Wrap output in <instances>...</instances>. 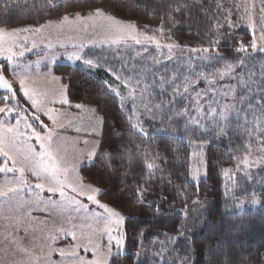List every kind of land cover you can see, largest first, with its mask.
Instances as JSON below:
<instances>
[{"label": "trees", "instance_id": "1", "mask_svg": "<svg viewBox=\"0 0 264 264\" xmlns=\"http://www.w3.org/2000/svg\"><path fill=\"white\" fill-rule=\"evenodd\" d=\"M7 2L8 8L0 2V29L41 28L66 15L81 13L86 17L100 8L140 31H163L167 40L182 47L207 48L212 63L218 56L228 57L218 61L235 63L241 56L235 49L251 41L244 22L225 20L222 0ZM176 8L180 11H174ZM216 40L219 45L212 43ZM85 57L101 68L92 71L80 62L75 66L58 64L51 71L67 82L70 102L90 106L102 117L101 156L113 152L109 144L124 154L120 159L113 153L117 159L109 165L97 158L81 172L85 181L101 189L103 202L128 217L125 253L114 257L112 264H183L185 259L188 264H264V169L253 175V180L238 175L235 187L230 186L225 170L244 158V151L230 136L207 145L206 177L193 183L188 142L194 135L184 129V121L174 117L164 122L149 120L151 134L139 135L131 127V115L105 84L107 79H115L109 67L119 75H132L127 55L89 50ZM4 96L8 94L0 89V97ZM161 128L163 132H159ZM147 163L158 168L149 174ZM137 186L147 188L143 202L135 194ZM253 197L259 201L256 209L241 211L237 207Z\"/></svg>", "mask_w": 264, "mask_h": 264}, {"label": "rangeland", "instance_id": "2", "mask_svg": "<svg viewBox=\"0 0 264 264\" xmlns=\"http://www.w3.org/2000/svg\"><path fill=\"white\" fill-rule=\"evenodd\" d=\"M221 3H223L227 14L225 20L244 22L251 34L250 43L253 39L256 41V49L247 48L245 52H239L241 56L235 63H225L218 60L212 63V59H209L212 56H210L209 51H202L203 48L182 47L169 39L167 40V36L163 31L149 34L140 31L133 23L123 22L116 18L114 21H110L107 19L110 15L105 13L102 17L92 15L79 19L68 16L67 21H52L39 28V31H22L12 36L8 35L12 30L3 29L5 34L0 38V68L4 69V75L10 82L16 80L13 87L17 90L18 97H21V94L18 78L14 75L13 68H16L20 76L25 77V87L28 88L29 92L36 93L37 99L56 101V103H47L45 106V110L49 108L60 110L51 113L57 121L56 125H53L47 115L37 114L40 115L41 120L48 124L50 129L59 134V139H54V146H60L58 155L66 158L68 161L67 166L71 168L73 161L83 158V154L91 150L94 145L100 148L103 119L90 106L83 105V107L77 109L75 107L76 103L70 101L71 107L69 104L61 105L59 103L61 99L66 98L69 100L68 84L63 77L54 75L51 68L58 64L72 66L80 62L85 64L84 61L89 60L85 57L86 52L89 50H99L104 54L110 53V51L116 52L117 56L127 55V62L131 65L128 71H132L133 68L136 69V72L132 71V75L128 76H135L138 72L141 79H146L149 83L152 81V75L146 70H151V73H155L157 76L163 73H167L169 77L177 76L180 78L179 82L186 79L191 85L188 95L192 100H196V94L199 92V104L205 110L210 103L218 111L225 103L235 104L237 108L247 110L246 104H239L237 99L234 98L244 96L247 99L256 96L258 99L259 95L264 94V51H260L264 48V37L261 33V29L264 28V12H261V8L264 5H262L261 0H222ZM115 21L120 22L119 35L122 36L118 44L112 43V40L117 37V33L114 31ZM128 25H132V27L128 28ZM132 35L140 39L141 43L136 44L135 40L131 38ZM147 37L153 39L149 40ZM8 49H11V51L9 52ZM192 49H197V51L193 52ZM21 52H23L22 56L20 55ZM9 55H12L11 61L5 59ZM77 55L80 56L79 60L76 59ZM240 60H243L242 64H239ZM92 61L93 66L91 67L85 64L87 69L90 67L93 71L101 68L98 62ZM110 62H113V60ZM226 64H239V66L221 79L220 75L225 73ZM17 65H19L18 68ZM109 68L111 72L115 73L114 77H116L118 73L112 67ZM25 72L27 73L26 76ZM113 81L107 79L106 82L113 88H117L120 96L117 97L114 92H111L117 97L123 110L127 111L128 116L131 115L129 117L132 123L139 120L140 126L147 135L151 134L148 130L149 120L164 122L169 117H174L184 121V129L194 135H192L191 141L188 142L192 147L191 173L194 169H199L200 173L196 180H193L191 176L193 183L197 184L206 177L205 152L207 145L230 136L237 142L238 149L244 151V158L247 157L248 163L251 165V167L246 168L242 163L244 159L242 158V160L236 161L233 167L226 169L228 171L225 173L230 186L234 185L235 178L238 175L253 180L252 176L257 174L259 170L264 169V143L260 142L262 134H264V105L255 107L254 113H249L248 124H245L242 119L233 113L231 122L223 124L224 130L221 131L216 120H213L211 116H203L196 110L197 105L189 99H178L177 104L172 107L171 111L167 107L160 110H156L154 107L151 111L146 110V106H154L159 104L161 100L167 105L171 89H169L168 95L161 98L157 93H153V99L151 101L145 99L143 103L136 95L135 106H133L132 96H130L133 85L124 87L122 81H118L116 78ZM193 88L195 91L192 90ZM229 88L233 91H229ZM0 89L8 94L9 106L14 104L15 100L11 99L10 94L4 89ZM225 95L228 97L227 100H225ZM20 104L21 107H30V104L23 98L20 99ZM185 107L188 109L187 112H185ZM179 113H184V115ZM24 115L25 113L21 112V116ZM27 115L30 117L31 112ZM240 116L242 117L243 113H240ZM197 117H199L202 126L198 127L192 123L193 119ZM254 118H256L255 124L257 125L255 130L252 123ZM217 119L219 118L217 117ZM61 123L65 125L63 129L59 127ZM11 124L14 126L16 119H12ZM20 129H25L23 120ZM163 131V128H161L159 132ZM0 135L7 137L11 134L0 131ZM85 140L89 143L85 144ZM30 143L35 144V141L20 140L19 137L13 141L14 147L10 150V154L16 157L17 168L22 166L25 150ZM4 147L5 150H9L7 141ZM36 147L39 151L38 144ZM0 159L4 160V157L0 156ZM0 166H2V163ZM24 175L27 185L18 183L19 172L0 173V189L4 191H7L9 187L21 189L18 193L0 196V264H40V261H44L49 255L53 261H60L59 249H66L69 245H75L82 235L87 240L93 229L98 230L103 227L104 221L95 220L91 213L77 214L53 205H47V211L37 210L38 207H44L43 204H38V201L47 200L51 195L46 191L48 182L43 177L37 180L29 171H26ZM80 175H82L81 172ZM36 183H44L45 190L35 189L34 185ZM84 183L97 187L95 184L85 181V179ZM66 194L68 193L66 192ZM100 194L97 198L101 203H105L100 199ZM53 198L58 202L61 200L58 194ZM252 199L244 202L243 209H239L241 211L247 208L256 209L259 203L253 205L251 203ZM256 199L258 200V198ZM21 204H23L22 207ZM91 208L93 212H103L94 204L91 205ZM120 214L125 218L124 221L120 222L119 230L126 245L125 224L128 217L122 213ZM21 222V226L17 228L16 225ZM61 227L68 229L69 232L74 231L77 239L74 240L71 235H65L61 231L59 238L53 242L50 239L52 235H55L53 229H60ZM112 234L113 236L117 235L115 227H113ZM94 242L98 245L96 255H93L91 247L87 251L83 248L78 249L82 260L92 261L107 254L108 238L106 235L101 238L97 231ZM20 248H26L27 253L20 251ZM50 249H56L57 251L50 252ZM119 250L121 254L125 253L123 247ZM111 251L113 256L108 257V264H112L118 251L115 241H113ZM64 264H76V262L65 259Z\"/></svg>", "mask_w": 264, "mask_h": 264}, {"label": "snow or ice", "instance_id": "3", "mask_svg": "<svg viewBox=\"0 0 264 264\" xmlns=\"http://www.w3.org/2000/svg\"><path fill=\"white\" fill-rule=\"evenodd\" d=\"M4 4L5 8H8L7 0H0ZM262 5H264V0H261ZM174 11L179 12L180 8H176ZM261 12H264V6L261 8ZM89 16H96L102 17L105 13L100 9L96 8L94 13H88ZM75 16L79 19L82 17L81 13H76ZM69 17L66 15L62 18V20L67 21ZM108 20L114 21V17L108 16ZM116 27L114 31L117 33V37L112 40L113 44H118L122 36L119 35L120 32V22L115 21ZM128 28H131L132 25H128ZM28 32V31H39V28L36 29H13L8 35L12 36L19 32ZM262 37H264V28L261 29ZM5 34L3 29H0V38L3 37ZM131 38L135 40L136 44H140L141 41L136 36L132 35ZM147 39L151 40L152 37H147ZM212 43L219 45L220 41H212ZM159 47V45H157ZM247 48L256 49V41H253L249 45H244L243 43L239 44V46L235 49L236 52H245ZM10 52L11 49H8ZM191 51L195 52L197 49H192ZM204 52H208L209 49L205 48L202 49ZM260 51H264V48L260 49ZM23 55V52L20 53ZM6 60L11 61L12 55L5 57ZM71 59V57H69ZM76 59L79 60L80 56L77 55ZM171 59V57H169ZM209 59H212L209 57ZM218 60H227V56H218ZM84 63L88 66H93L92 60H85ZM243 60L239 61V64H242ZM238 65L233 64H226L225 65V73L220 75V78L223 79L225 75L230 74L235 70V67ZM17 68L19 65L16 66ZM14 75L18 78L19 83V92L21 97L17 96V90L14 89L13 85L16 83V80L9 81L6 76L4 75V69L0 68V88L6 90L12 100H15L14 104H6L5 101L9 100V96L0 97V104H4L3 107H0V131H6L7 133L11 134L10 136L0 135V156L4 157L2 162V166H0V173H20V178L18 183L20 185H27V180L25 178L24 173L29 171L33 176L40 180L42 177L46 179L48 182V187L46 191L51 195L47 198V200L38 201V204H43V208H37L39 211H47V205L59 206L66 210H70L71 212L80 214H88L91 213L92 217L97 220H103L104 225L102 228L96 230L93 229L91 234L88 236L87 240L84 239L83 235L78 240L75 245H69L68 248H61L59 249V256L61 257L60 261H53L51 256L47 257L44 261H40V264H64V260L68 259L76 264H108V257L113 256L112 247L113 241H115V245L118 248L116 256L121 254L120 248L123 247L126 250V245L124 244L123 236L120 234L119 225L120 222L124 221V217L113 208H111L108 204L101 203L100 200L97 198L98 195L101 193V189L98 187H94L91 184L84 183V177L80 175V172L85 170V166H93L95 160L100 158L106 165H109L110 162H113L117 159V155L113 153L119 154V158L123 159L124 154L121 152L120 148L114 147L112 144H109V148L113 149V152L104 153L101 156L100 148L103 146L101 145L100 148H97L95 145L93 148L86 153L83 154V158H78L73 161L71 164V168L67 166L68 161L66 158L58 155L60 152V146H54V139H59V134L56 133L53 129H50L48 124H46L43 120H41L40 115L37 113L47 115L48 118L52 121L53 125L57 124V121L51 113H56L60 110L55 108H49L45 110V106L47 103H56V101H49L47 99H37L36 93L29 92L28 88L25 87V77H22L17 73L16 68L12 69ZM133 72H136V69H132ZM149 74L152 75V81L149 83L146 79H141L140 74L137 72L135 76H128L125 77L123 75H116V80L122 81L124 87H128L129 85H133L130 91V96H132V103L135 106V96L138 95L141 103L144 102L145 99L151 101L153 99V93H157L159 96L168 95L169 89H171V95L169 96L167 105L164 103L163 100L159 104H155L154 106L148 105L146 106V110L151 111L154 107L156 110L163 109L165 107L171 111L172 107H174L178 99H189L192 103L197 105V111L200 112L203 116L208 117L211 116L213 120H216L217 126L221 128L223 131V124L231 122V115L235 113L238 118L242 119L245 124H248V115L249 113H254L255 107H260L264 105V94L259 95L257 99L256 96H252L250 98H245L244 96H240L237 99V103L239 104H246V109L244 108H237L235 104L225 103L222 108L218 109L213 107V104L210 103L207 105L206 110L201 108L199 104V97L200 93L197 92V99L192 100V98L188 95L189 89L191 85L185 79L183 82H179L180 78L177 76L169 77L167 73L160 74L157 76L155 73H151V70H146ZM27 73L25 72V76ZM107 88L114 92L117 97L120 96V92L117 88H113L111 85H108L105 82ZM195 91V89H192ZM229 91H233V89L229 88ZM25 99L29 104L30 107H21L20 99ZM123 99V98H122ZM228 97L225 95V100ZM255 102V103H254ZM61 105L69 104L71 107L68 99H61L59 101ZM215 103V102H213ZM77 109L83 107L82 104L77 103L75 104ZM34 110V111H33ZM187 107H185V112H187ZM21 112L25 113L24 116H21ZM31 112V116L29 117L27 114ZM240 113H243V116H240ZM180 115H184V113H179ZM19 117V118H18ZM217 117L219 119H217ZM16 119V124L13 126L11 124V120ZM255 119L253 120L254 130L257 127L255 124ZM23 120L25 124V129H20L21 121ZM33 121V122H30ZM192 123L196 126H202L200 124V119L197 117L193 119ZM6 126V127H5ZM60 128H64L65 125L61 123L59 125ZM131 127L135 132L139 135H147L144 132L143 128L139 124V120L136 123L131 124ZM39 128V130H37ZM19 137L20 140H27V141H35V144H29L27 149L25 150L24 160L22 161V166L17 168V159L15 156L10 154V150L14 147L13 141H15ZM7 141L9 150H5V142ZM261 143H264V134H262ZM85 144L89 142L87 140L84 141ZM39 146V151L37 150L36 145ZM195 155V153H193ZM244 166L251 167L248 163V158L245 157L242 161ZM147 169L149 170V174H151V170L158 168V165L155 163H147ZM226 173L228 170H225ZM199 169H194L191 173L192 179L196 180L199 177ZM35 189L44 191L45 184L44 183H36L34 185ZM235 187V185H234ZM21 189L15 187H9L7 191L0 189V196H6L9 193H18ZM135 194L140 202H143V198L147 195V188L146 187H135ZM66 192L68 194H66ZM59 195L61 200L58 202L53 197ZM253 205L259 203V201L253 197L251 200ZM94 204L98 209H102L103 212H93L91 205ZM21 207L23 204L20 205ZM237 207L243 209L244 204L241 202ZM30 214V213H29ZM114 218V219H113ZM21 223L16 225L17 228L21 226ZM90 227V226H89ZM115 227L117 232L116 236H113L112 230ZM55 235H52L50 239L55 242L59 238V234L62 231L65 235H71L72 238L75 240L76 234L74 231L69 232L68 229L61 227L60 229H53ZM99 232L101 238L103 236H107L108 238V251L107 254L100 259H94L92 261H84L81 259L78 253V249L83 248L85 251L91 247L93 250V255H96L98 251V245L94 242V238ZM22 252L27 253L26 248L19 249ZM56 249H50V252H55ZM31 256L30 253H28ZM135 255H139L136 253ZM183 264H188V259L183 261Z\"/></svg>", "mask_w": 264, "mask_h": 264}]
</instances>
